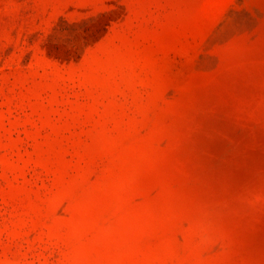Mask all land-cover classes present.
I'll return each mask as SVG.
<instances>
[{
    "label": "rangeland",
    "instance_id": "1",
    "mask_svg": "<svg viewBox=\"0 0 264 264\" xmlns=\"http://www.w3.org/2000/svg\"><path fill=\"white\" fill-rule=\"evenodd\" d=\"M0 264H264V0H0Z\"/></svg>",
    "mask_w": 264,
    "mask_h": 264
}]
</instances>
